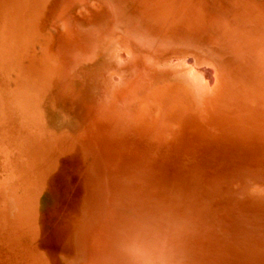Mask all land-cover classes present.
<instances>
[{
    "label": "rangeland",
    "instance_id": "obj_1",
    "mask_svg": "<svg viewBox=\"0 0 264 264\" xmlns=\"http://www.w3.org/2000/svg\"><path fill=\"white\" fill-rule=\"evenodd\" d=\"M262 100L264 0H0V264H264Z\"/></svg>",
    "mask_w": 264,
    "mask_h": 264
},
{
    "label": "clouds",
    "instance_id": "obj_2",
    "mask_svg": "<svg viewBox=\"0 0 264 264\" xmlns=\"http://www.w3.org/2000/svg\"><path fill=\"white\" fill-rule=\"evenodd\" d=\"M117 252L126 264H184L181 252L167 237L131 231L116 241Z\"/></svg>",
    "mask_w": 264,
    "mask_h": 264
},
{
    "label": "bare ground",
    "instance_id": "obj_3",
    "mask_svg": "<svg viewBox=\"0 0 264 264\" xmlns=\"http://www.w3.org/2000/svg\"><path fill=\"white\" fill-rule=\"evenodd\" d=\"M190 60V59H189ZM210 77V76H209ZM213 78V77H211ZM209 79V78H208ZM226 79V78H225ZM212 81V80H211ZM212 83V82H211ZM225 83V82H224ZM222 91V90H221ZM204 94V93H203ZM205 95V94H204ZM202 98V97H201ZM257 99V98H256ZM260 99V98H259ZM263 101V100H262ZM264 102V101H263ZM257 103V102H256ZM262 103V102H261ZM203 105V104H202Z\"/></svg>",
    "mask_w": 264,
    "mask_h": 264
}]
</instances>
